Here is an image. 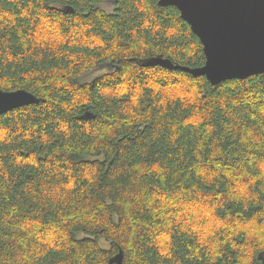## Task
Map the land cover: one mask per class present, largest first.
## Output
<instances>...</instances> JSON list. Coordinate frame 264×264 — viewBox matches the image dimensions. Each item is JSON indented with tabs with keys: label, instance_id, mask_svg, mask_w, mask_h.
<instances>
[{
	"label": "trees",
	"instance_id": "trees-1",
	"mask_svg": "<svg viewBox=\"0 0 264 264\" xmlns=\"http://www.w3.org/2000/svg\"><path fill=\"white\" fill-rule=\"evenodd\" d=\"M157 1L0 0V89L39 99L0 115V264H264V74L139 67L205 62Z\"/></svg>",
	"mask_w": 264,
	"mask_h": 264
},
{
	"label": "water",
	"instance_id": "water-1",
	"mask_svg": "<svg viewBox=\"0 0 264 264\" xmlns=\"http://www.w3.org/2000/svg\"><path fill=\"white\" fill-rule=\"evenodd\" d=\"M157 6L177 9L199 40L205 62L190 68L156 55L133 59L139 67L181 70L212 86L264 74V0H158ZM38 102L25 90L0 89V115ZM123 257L119 248L108 264H124Z\"/></svg>",
	"mask_w": 264,
	"mask_h": 264
},
{
	"label": "rangeland",
	"instance_id": "rangeland-1",
	"mask_svg": "<svg viewBox=\"0 0 264 264\" xmlns=\"http://www.w3.org/2000/svg\"><path fill=\"white\" fill-rule=\"evenodd\" d=\"M112 7V3H109V4H105L102 6V8L105 10V11H109ZM90 78V75H87L86 76V79H89ZM101 246L104 248V249H109L108 245L106 242H101Z\"/></svg>",
	"mask_w": 264,
	"mask_h": 264
},
{
	"label": "bare ground",
	"instance_id": "bare-ground-1",
	"mask_svg": "<svg viewBox=\"0 0 264 264\" xmlns=\"http://www.w3.org/2000/svg\"><path fill=\"white\" fill-rule=\"evenodd\" d=\"M37 99H38V98H37ZM38 100H39V99H38ZM22 107H24V106H22ZM18 108H20V107H18ZM15 109H17V108H15ZM13 110H14V109H13ZM10 111H11V110H10ZM8 112H9V111H8ZM5 113H7V112H5ZM5 113H4V114H5ZM1 115H2V114H1Z\"/></svg>",
	"mask_w": 264,
	"mask_h": 264
}]
</instances>
